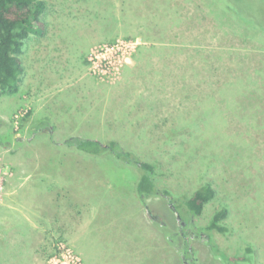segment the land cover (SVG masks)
Masks as SVG:
<instances>
[{"label": "rangeland", "instance_id": "1", "mask_svg": "<svg viewBox=\"0 0 264 264\" xmlns=\"http://www.w3.org/2000/svg\"><path fill=\"white\" fill-rule=\"evenodd\" d=\"M44 1L19 90L0 96V264H184L183 246L222 264L179 238L168 198L146 210L135 169L70 136L116 140L178 194L211 184L193 221L226 206L233 231L213 239L264 264V32L220 0Z\"/></svg>", "mask_w": 264, "mask_h": 264}, {"label": "trees", "instance_id": "2", "mask_svg": "<svg viewBox=\"0 0 264 264\" xmlns=\"http://www.w3.org/2000/svg\"><path fill=\"white\" fill-rule=\"evenodd\" d=\"M220 1L238 17H248L253 24L252 29H261L264 32V0ZM45 8L44 0H0V96H10L18 92L25 71L21 59L25 40L31 34L41 35L44 33L45 24L42 15ZM64 142L85 154L100 156L111 153L116 159L135 169L137 174L133 190L137 198L147 211L145 200L148 197L164 196L168 198L171 208L182 221L177 235L185 243L189 236L201 235L204 236L212 256L220 263L257 264L253 244L246 243L240 251L227 255L213 239L211 235L213 231L226 236L233 231V228L225 223L228 214L226 206H220L206 225H197L193 221L195 216L201 214L205 204L215 197L216 190L211 184H201L187 196L178 194L158 185L155 163L139 159L136 154L123 148L116 140L102 143L92 138L70 136ZM179 253L182 263L197 264L195 253L193 254L188 246H183Z\"/></svg>", "mask_w": 264, "mask_h": 264}]
</instances>
